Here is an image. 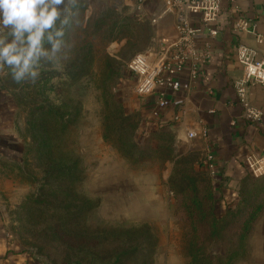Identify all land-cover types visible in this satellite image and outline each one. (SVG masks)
<instances>
[{
  "label": "rangeland",
  "instance_id": "374dc122",
  "mask_svg": "<svg viewBox=\"0 0 264 264\" xmlns=\"http://www.w3.org/2000/svg\"><path fill=\"white\" fill-rule=\"evenodd\" d=\"M142 1L78 0L81 23L68 34L67 60L82 51L74 46L92 42V66L86 75L65 82L59 80L65 68L56 71L49 84L55 90L45 94L39 92L42 73L35 83L16 84L9 76L6 86L20 108L26 145L18 173L24 189L8 201L5 222L8 237L31 256L32 264L79 259L84 264H192L188 246L195 210L190 216L188 204L200 197L202 209H209L211 178L196 165L194 155L177 157L172 146L158 147L144 139L140 112L131 107L139 96L128 63L154 42L156 28L142 15ZM89 8L92 14L84 20ZM56 100L70 114L67 127L57 131L49 116L43 135L38 108ZM46 138L56 164L64 167L78 160L74 181L65 172L59 180L55 171L47 173L51 163L41 161L37 151ZM109 178L111 186L103 185ZM232 213L216 229L210 217L199 221L198 244L213 264H225L226 255L229 264H259L254 260L259 220L241 241L240 219Z\"/></svg>",
  "mask_w": 264,
  "mask_h": 264
},
{
  "label": "crops",
  "instance_id": "0c3cea01",
  "mask_svg": "<svg viewBox=\"0 0 264 264\" xmlns=\"http://www.w3.org/2000/svg\"><path fill=\"white\" fill-rule=\"evenodd\" d=\"M161 7V0H143L141 12L151 21ZM192 21L199 26L197 18ZM239 21L243 22V28L236 26ZM216 25L219 29L216 37L205 32L199 38L201 45L214 51L203 66V77L192 83L186 69L183 84L177 92L168 94L169 104L162 109L159 118H154L151 111L157 99L155 95L137 97L131 107L140 112L144 139L155 142L158 147L172 146L177 157L187 154L196 157V165L213 180L218 206L223 210L239 199L244 178L251 176L247 156L251 152L264 154V84L250 89L251 101L263 112L260 123L242 117L243 108L237 101L235 89V81L242 76V66L236 57L237 46L246 44L257 51L258 57L264 58V42L259 41V36L264 35V0H235L233 3L223 0ZM154 26V42L142 53H161L178 39L174 14L165 15ZM9 76L6 68H0V264H32L31 256L20 252L8 237L5 222L8 201L19 197L24 189L18 173L26 145L21 136L20 108L6 86ZM191 131L199 135L190 138ZM208 153L214 156L215 178L207 169ZM102 184L111 186V179ZM255 232L260 242L254 260L264 264V212Z\"/></svg>",
  "mask_w": 264,
  "mask_h": 264
},
{
  "label": "built area",
  "instance_id": "2783aa9c",
  "mask_svg": "<svg viewBox=\"0 0 264 264\" xmlns=\"http://www.w3.org/2000/svg\"><path fill=\"white\" fill-rule=\"evenodd\" d=\"M161 3V9L151 21L157 23L165 15L174 14L178 39L167 45L161 53H137L128 63V71L135 80L136 95L157 96L151 110L154 118H159L162 109L169 104L168 94L180 89L186 69L192 83L203 77V66L210 61L214 51L201 45L199 38L205 32L210 37L217 36L219 29L216 23L223 7V0H161ZM193 18L198 19L199 26L193 24ZM236 26L244 27L241 21ZM259 41L264 42V35L259 36ZM236 57L242 66V76L235 81L237 101L243 108L242 117L249 122L260 123L263 112L251 101L250 89L256 84H264V58L258 57L254 48L243 43L237 46ZM202 134L205 135L206 132L203 131ZM198 135L195 131L188 133L190 138ZM206 160L207 169L215 178L217 169L213 154L208 153ZM246 164L254 178L264 177V154L251 152L246 158Z\"/></svg>",
  "mask_w": 264,
  "mask_h": 264
},
{
  "label": "clouds",
  "instance_id": "9594fccd",
  "mask_svg": "<svg viewBox=\"0 0 264 264\" xmlns=\"http://www.w3.org/2000/svg\"><path fill=\"white\" fill-rule=\"evenodd\" d=\"M89 8L84 20L91 16ZM78 0H0V68L16 84L35 83L42 71H63L79 25Z\"/></svg>",
  "mask_w": 264,
  "mask_h": 264
},
{
  "label": "trees",
  "instance_id": "16d2710c",
  "mask_svg": "<svg viewBox=\"0 0 264 264\" xmlns=\"http://www.w3.org/2000/svg\"><path fill=\"white\" fill-rule=\"evenodd\" d=\"M92 45V42L85 40L84 44L79 46L76 45L73 47V49H80L82 51L77 53L74 58H70L64 63L65 78L62 75L59 80L71 82L72 80L77 78V76L86 75L88 73V67L91 68L92 66ZM75 68H78V70L74 71ZM55 72L56 71L52 70L42 71V74L44 76L42 77V81L40 82V93L45 94L47 91L48 93H51L55 90L54 84L49 86V84L55 80ZM64 107L65 106L61 102H59V100H56L53 103L43 102L40 108H38V110H40V113L42 114V121L40 127L43 129V135L47 134L46 125L48 124L47 118H49V116L53 120H55L54 127H56L57 131H59V128L64 129L67 127L66 125L68 120H65V117L70 114L66 112V110H64ZM35 114L36 113L33 112L32 117L30 116L31 119L28 120L29 123L32 125L31 128L35 126ZM74 114L77 116L79 114V111L77 110ZM37 151L41 155L39 157L41 161L47 159L48 162L51 163V165L46 168L48 174L51 172V170L55 171L57 179L59 180V178L65 172L69 175V179H71L72 181L75 180L72 179V177H74V172L78 169L77 159L72 160V163L70 165H66L64 167L59 166V164H56L55 160H52L53 158L52 156H50L52 152L50 147V141L47 140V138L39 142ZM48 162H46L44 166L48 164ZM251 177L253 176L251 175ZM55 190L58 192L61 191L60 188H56ZM206 199L210 202V207L208 210L202 209L203 202L200 197H193L190 202L191 204H188L189 210L191 211L190 216H193L195 210L194 220H191L192 234L194 233V236L188 246L192 264H213V262H215V260H212L210 256L204 255V248L202 246L203 244H198L197 242V238H199L197 235L199 233V227L197 223L203 220L205 217H210L212 229H216V227L222 223V221L228 216V214L233 212L232 216H237L240 219L239 237L241 241H243L254 230L256 222L260 219L264 212V178L258 181H253L249 177L244 178L239 193V199L234 204L226 207L223 210L220 209L218 206V200L216 199L215 195V184L211 179V189L206 195ZM223 258H225L223 257V255L220 256L219 261H223ZM226 258L227 259L224 260L225 264H229L231 262L230 255H226ZM83 262V259H79L76 262H70L69 264H84ZM86 264L91 263L87 262Z\"/></svg>",
  "mask_w": 264,
  "mask_h": 264
}]
</instances>
